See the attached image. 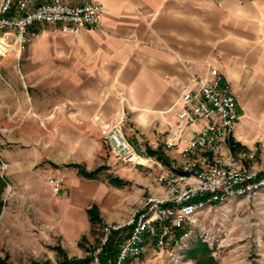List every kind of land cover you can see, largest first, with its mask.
Instances as JSON below:
<instances>
[{"label":"crops","instance_id":"crops-1","mask_svg":"<svg viewBox=\"0 0 264 264\" xmlns=\"http://www.w3.org/2000/svg\"><path fill=\"white\" fill-rule=\"evenodd\" d=\"M99 1L105 12L94 31L70 34L53 23L37 25L38 35L22 52L13 31H0V101L9 116L3 124H11L17 104L42 124L65 126L67 141L104 146L100 128L123 119L148 167L112 155L119 163L114 176L123 184L110 183L132 187L113 201L114 211L105 212L114 222L147 192L161 191L157 175L163 167L182 162V144H165L174 123L171 109L192 87L193 75L217 67L236 94L238 139L246 148L258 147L264 163V0Z\"/></svg>","mask_w":264,"mask_h":264},{"label":"rangeland","instance_id":"rangeland-1","mask_svg":"<svg viewBox=\"0 0 264 264\" xmlns=\"http://www.w3.org/2000/svg\"><path fill=\"white\" fill-rule=\"evenodd\" d=\"M15 107L11 124H3L9 116L0 101V264H90L86 253L99 240L105 214L132 187L110 183L119 163L109 145L67 141L65 126L42 124L32 110ZM52 177L61 181L58 193ZM190 227L188 236L163 250L150 243L135 264H194L188 251L200 240L218 264H264V191L206 207Z\"/></svg>","mask_w":264,"mask_h":264},{"label":"built area","instance_id":"built-area-1","mask_svg":"<svg viewBox=\"0 0 264 264\" xmlns=\"http://www.w3.org/2000/svg\"><path fill=\"white\" fill-rule=\"evenodd\" d=\"M104 12L99 0H1L0 31H13L22 52L38 35L37 25L53 23L70 34L94 31ZM191 83L171 109L174 123L165 141L168 148L182 144V162L160 170L161 191L147 192L124 220L102 225L97 244L86 253L90 264H135L150 243L163 250L188 236L204 208L254 199L264 191L258 147L246 148L237 136L240 115L230 81L211 67L205 76L193 75ZM100 136L123 163L148 167V157L127 138L123 119L103 125ZM51 184L55 193L62 188L55 177ZM112 242L115 253L109 251Z\"/></svg>","mask_w":264,"mask_h":264},{"label":"trees","instance_id":"trees-1","mask_svg":"<svg viewBox=\"0 0 264 264\" xmlns=\"http://www.w3.org/2000/svg\"><path fill=\"white\" fill-rule=\"evenodd\" d=\"M160 158L163 159V156L160 155ZM85 176H87L89 178H94V175L92 173L91 174L88 173ZM109 180L113 184H117V185L123 184V182L120 179L116 178L115 176L109 177ZM0 183L2 185V179L1 178H0ZM96 211H97V207H95V206L88 210V212L90 214L92 212L95 213ZM92 220H93V218H92ZM116 249H117L116 245L112 242L111 245L109 246V251L111 253H115ZM188 253H189L188 255H190L189 257H191L195 261L194 264H218V261L213 256L211 248L209 247V245L205 241L200 240V241L196 242V244L191 249H189ZM88 260L87 261L83 260V262L87 263ZM79 262H82V260L81 259H77V260L75 259V263H73V262H68V263L69 264H78Z\"/></svg>","mask_w":264,"mask_h":264}]
</instances>
